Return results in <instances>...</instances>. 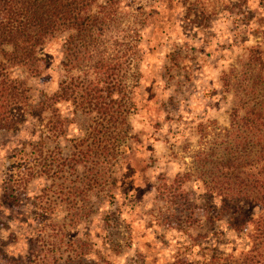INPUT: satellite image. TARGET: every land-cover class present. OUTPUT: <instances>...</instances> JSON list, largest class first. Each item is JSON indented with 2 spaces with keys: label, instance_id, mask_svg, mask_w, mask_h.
<instances>
[{
  "label": "rangeland",
  "instance_id": "rangeland-1",
  "mask_svg": "<svg viewBox=\"0 0 264 264\" xmlns=\"http://www.w3.org/2000/svg\"><path fill=\"white\" fill-rule=\"evenodd\" d=\"M112 2L105 36L119 41L114 53L128 55V44L134 45L125 78L136 81L129 149L102 174L101 184L85 185L94 171L90 163L78 165L62 191L61 179L36 175L10 202L5 163L25 142L39 139L36 117L0 131V258L25 259L30 250L42 257L40 241L31 240L48 233L46 264L71 258L78 264V251H84L81 264H222L224 256L247 247L251 225L239 224L231 207L213 209L219 199L203 182L209 172L202 160L213 149L211 159L220 155L229 138L231 109L246 97L244 80L256 70L251 49L264 58V0ZM64 37H47L39 49L41 72L27 79L35 104L65 73ZM60 108L71 119L67 139H48L45 148L65 154L68 139L82 136L90 122L66 102ZM44 205L49 215L42 229ZM243 208L264 214L261 206Z\"/></svg>",
  "mask_w": 264,
  "mask_h": 264
},
{
  "label": "trees",
  "instance_id": "trees-1",
  "mask_svg": "<svg viewBox=\"0 0 264 264\" xmlns=\"http://www.w3.org/2000/svg\"><path fill=\"white\" fill-rule=\"evenodd\" d=\"M112 1L0 0V131L16 130L32 115L39 132L38 140L25 142L7 157L3 189L10 202H17L18 190L36 175L61 179L58 186L62 191L61 184L68 175L77 173L78 165L90 163L89 171H94L85 185L101 184L102 174L117 165L129 149L125 139L130 134L128 118L136 110L132 99L136 81L125 78L131 69L134 45L128 44V55L119 50L114 53L119 41L105 36ZM61 33L65 34V73L57 89L43 92L35 104L27 79L41 72L43 59L39 49L44 40ZM251 50L256 70L244 80L247 83L242 90L246 97L231 109L229 138L220 155L211 159L216 155L213 149L207 154L209 158L202 160L208 163L205 171L209 172L203 182L209 195L219 199V207L215 205L213 209L231 207L237 212L235 219L239 224L251 225L247 247L236 255L224 256L222 264L232 258L234 264H264V214L249 215L243 208L244 204L264 207V58L256 47ZM82 61L86 63L81 70L78 66ZM63 102L69 104L72 114L87 115L90 122L82 136L68 139L70 149L65 154L45 148L48 139H67L71 119L60 108ZM47 208L42 206L38 213L42 229L48 226ZM47 234L40 240H31L40 241L37 246L41 244L42 257L30 250L25 259L17 257L4 262L0 258V264H46ZM83 255L84 251H78V264ZM76 263L71 258L70 263L64 264Z\"/></svg>",
  "mask_w": 264,
  "mask_h": 264
}]
</instances>
